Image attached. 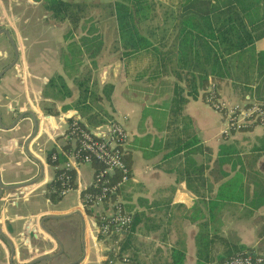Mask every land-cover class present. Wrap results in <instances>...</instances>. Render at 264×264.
<instances>
[{"label": "crops", "instance_id": "crops-1", "mask_svg": "<svg viewBox=\"0 0 264 264\" xmlns=\"http://www.w3.org/2000/svg\"><path fill=\"white\" fill-rule=\"evenodd\" d=\"M167 34L160 43L146 35L165 50L173 36ZM80 35L79 25L54 20L41 0H0V70L16 57L0 74L1 125L24 114L0 127V181L23 182L0 195V264L101 263L102 209L82 200L92 163L71 169L65 194L51 185V149L70 146L64 132L74 116L89 127L122 119L127 132L129 177L121 196L139 214L138 262L113 264H222L236 252L264 253V126L223 135V115L161 69L153 51L122 52L114 24L95 55L83 50ZM254 47L264 49V35ZM235 83L226 77L218 89L230 100L264 97L255 82L250 90ZM174 84L181 100L173 98ZM28 112L37 128L25 143L33 129Z\"/></svg>", "mask_w": 264, "mask_h": 264}, {"label": "trees", "instance_id": "trees-1", "mask_svg": "<svg viewBox=\"0 0 264 264\" xmlns=\"http://www.w3.org/2000/svg\"><path fill=\"white\" fill-rule=\"evenodd\" d=\"M41 3L54 20L67 19L73 28L80 25L82 35L79 40L83 50L89 55L97 54L103 46V35L93 24L92 15L88 14V7L92 4L90 0H41ZM176 4L175 9L164 11L170 15L167 25L173 35L165 50L148 38L146 28L145 32L142 30V23L150 21L155 13L149 0H106L103 5L107 15L113 19L116 40L122 52L132 54L150 49L158 55L161 69L183 79L188 93L195 95L201 91L203 97L209 82H214L218 89L219 83L226 77L235 84L242 83L241 86L248 90L253 82L257 88L264 90V49L256 50L254 47V40L264 35V0H177ZM173 89V98L181 100L178 94L180 85L174 84ZM250 125L239 129L249 128ZM67 150L68 144L63 145L61 151L51 149L55 158L49 156V161L57 163L62 158L65 160ZM121 158L129 177L130 156L126 147ZM91 163L94 171L103 168L97 161ZM54 170L55 177L59 169ZM69 172L73 178L72 172ZM119 175L118 170L102 174L110 182L118 180ZM126 182L116 186L115 194L122 200L123 209L131 212V221L117 241L116 256L127 255L129 261L137 263L134 232L140 219L139 214L129 210L122 199ZM51 185L56 192L58 181L55 178ZM95 189L89 186L83 191ZM112 257V252L106 250L103 258L109 260Z\"/></svg>", "mask_w": 264, "mask_h": 264}, {"label": "built area", "instance_id": "built-area-1", "mask_svg": "<svg viewBox=\"0 0 264 264\" xmlns=\"http://www.w3.org/2000/svg\"><path fill=\"white\" fill-rule=\"evenodd\" d=\"M203 100L214 110L219 111L224 122L221 134L227 135L241 127L257 124L264 126V98L256 99L248 95L244 99L227 100L221 96L214 82H209ZM65 141L70 144L66 152V159L55 167L58 170L55 179L58 181L56 192L65 194L72 186L71 169L80 163L97 161L103 168L94 171L91 187L95 190H86L82 193V200L92 206L98 205L101 211L97 220V233L105 242L107 250L114 257L109 261H126L125 255L116 256L117 241L124 233L131 221V212L125 211L121 205L122 200L116 195V186L128 179V169L121 158L122 150L127 140V132L122 119L111 118L94 126L84 124L78 116L69 120L64 132ZM50 157L55 158V153ZM120 172L119 179L110 182L103 173ZM111 194H115L113 198ZM222 264H264V253L244 251L236 252L222 261Z\"/></svg>", "mask_w": 264, "mask_h": 264}, {"label": "rangeland", "instance_id": "rangeland-1", "mask_svg": "<svg viewBox=\"0 0 264 264\" xmlns=\"http://www.w3.org/2000/svg\"><path fill=\"white\" fill-rule=\"evenodd\" d=\"M90 1L92 2V4L88 7V14L92 15L93 24L98 28L99 31H101L103 36L110 35V27L114 23L112 17L107 15L106 6L103 5L106 2V0H90ZM149 1L153 5V11L155 13L154 16L150 19V21L146 22L147 27L142 25L143 26L142 29L146 28L149 31V34L153 36V38L156 40V42L158 41L160 43L161 40H158V37L161 38L163 35L167 33L168 34L171 33L170 28L168 27L167 23H165L168 19L166 18V20L163 21L166 14L163 12L162 9L165 5H169V4L172 5L176 3L177 0H149ZM168 16L170 17V15ZM80 30L82 31L81 28ZM221 96L229 100L227 97L223 96L222 94ZM44 142L46 144L50 143V141L47 138L45 139ZM125 256L128 260L127 255Z\"/></svg>", "mask_w": 264, "mask_h": 264}, {"label": "water", "instance_id": "water-1", "mask_svg": "<svg viewBox=\"0 0 264 264\" xmlns=\"http://www.w3.org/2000/svg\"><path fill=\"white\" fill-rule=\"evenodd\" d=\"M2 32L5 33V31H2ZM7 37H8V39H9L11 45H12L11 38H9V36H7ZM14 53L16 54V51H15V50H14ZM15 58H16V57H14L13 60L10 61V63H8L7 65H5V67H3V68L0 70V74L4 71V69H6L7 67H9V66L14 62ZM28 113H29V112H28ZM23 115H24V114H22V113L19 114V115L17 114V115L14 117L13 121L11 122V124L8 125V126H7V125H6V126H2V125H1V122H0V127L8 128V127H11V126L17 124V123L22 119ZM29 115H30V117H31V121H32V125H33L32 128H33V129H32V131H31V133H28V134L25 136V143H26L27 140L33 135V133L36 131V128H37V118H36L35 116H32V113H29ZM34 124H35V125H34ZM23 145H24V143H23ZM25 148H26V144H25ZM20 184L22 185L23 182H22V183H15V184H13V185H5V184L1 183V181H0V195H1V193L3 192V190H6V189H16L17 187L20 186ZM11 252L13 253V247H11Z\"/></svg>", "mask_w": 264, "mask_h": 264}, {"label": "flooded vegetation", "instance_id": "flooded-vegetation-1", "mask_svg": "<svg viewBox=\"0 0 264 264\" xmlns=\"http://www.w3.org/2000/svg\"><path fill=\"white\" fill-rule=\"evenodd\" d=\"M105 248H107V246H105ZM106 250V249H105ZM115 260L113 261H109L108 259H101V263L100 264H113Z\"/></svg>", "mask_w": 264, "mask_h": 264}]
</instances>
